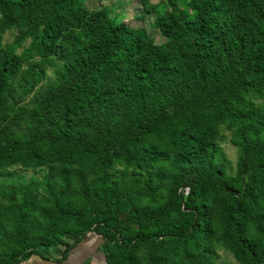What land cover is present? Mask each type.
Instances as JSON below:
<instances>
[{"label": "trees", "instance_id": "obj_1", "mask_svg": "<svg viewBox=\"0 0 264 264\" xmlns=\"http://www.w3.org/2000/svg\"><path fill=\"white\" fill-rule=\"evenodd\" d=\"M157 6L160 44L83 0H0V171L61 161L0 180V264L61 263L91 234L104 264H223L216 245L264 264V0ZM66 163L93 180L70 187Z\"/></svg>", "mask_w": 264, "mask_h": 264}, {"label": "rangeland", "instance_id": "obj_2", "mask_svg": "<svg viewBox=\"0 0 264 264\" xmlns=\"http://www.w3.org/2000/svg\"><path fill=\"white\" fill-rule=\"evenodd\" d=\"M160 1L162 0H83V5L88 10L103 11L107 13L111 19L121 20L129 26L143 30L152 42L160 44L164 42L165 39L160 35L154 26L155 16L159 13L160 6L152 8V5L159 3ZM16 32L17 31L14 29L3 32V43L9 44L13 42ZM71 39H73V37H71ZM28 44L29 40H26L16 49V53L21 54ZM36 59L37 58H35V60ZM44 67L46 69V80H44L37 87L40 90L44 87V85H46L49 79L53 78V65L49 61H46ZM30 97L31 95L26 96V98L19 103L13 99H10L6 104L5 116L3 117V120L10 122L15 113H28V110L33 107V104L30 102ZM255 102L263 103L264 99L257 98L255 99ZM20 122H22V120H20ZM1 123H3V121L0 122V125ZM10 124L17 128L14 122H11ZM230 136L231 130L227 129L224 125H221L219 126L218 133L215 136V140L219 143L225 156L234 167L237 158V148L231 143ZM60 162V159H56L54 162L45 161L38 165H23L20 163L12 164L0 171V180L4 178L11 180L15 175H22L26 178L33 176L41 179L47 171L49 163L59 165ZM64 166L67 169L74 171V173L71 175L70 187H74L79 179H81L84 183H89L94 178L93 173L88 172L86 169H84V167H81L78 164L66 163ZM41 195L42 192L37 191L35 196L40 198ZM0 203H7V200L0 196ZM92 235L93 234L90 236ZM58 237L68 242L72 241L70 237L63 233L58 234ZM88 237L87 239H89ZM92 246L93 244L83 241L82 246L79 248H73V250H71L69 259L61 263H51L44 260L41 261L38 256L32 255L29 259L21 262L20 264H93L95 261L92 259V257H86L87 254H84V250H89L92 248ZM62 249V244L53 243L49 248V253L52 257L58 258L61 255ZM215 254L217 255V261L222 262L223 264H239L233 257L232 253L221 246L216 245Z\"/></svg>", "mask_w": 264, "mask_h": 264}, {"label": "crops", "instance_id": "obj_3", "mask_svg": "<svg viewBox=\"0 0 264 264\" xmlns=\"http://www.w3.org/2000/svg\"><path fill=\"white\" fill-rule=\"evenodd\" d=\"M90 235H87L76 247H80L83 244V241L89 243V244H93L92 248H90L89 250H84V254H87L86 257H92V259L95 261L93 264H104V258L102 253L98 250V246H99V241H98V237H88ZM87 237L89 239H87ZM75 248V247H74ZM73 250V249H72ZM71 255V251L69 253V256ZM69 256L67 259H69ZM66 259V260H67ZM65 260V261H66ZM42 261V260H41ZM48 262V261H46ZM64 262V261H63ZM51 263H55V262H51Z\"/></svg>", "mask_w": 264, "mask_h": 264}, {"label": "built area", "instance_id": "obj_4", "mask_svg": "<svg viewBox=\"0 0 264 264\" xmlns=\"http://www.w3.org/2000/svg\"><path fill=\"white\" fill-rule=\"evenodd\" d=\"M187 188H185L184 190H183V192H184V194H187Z\"/></svg>", "mask_w": 264, "mask_h": 264}]
</instances>
